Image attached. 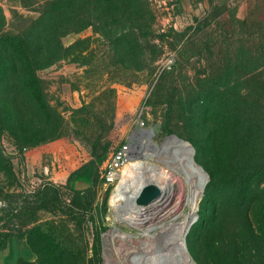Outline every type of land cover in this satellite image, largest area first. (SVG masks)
Returning <instances> with one entry per match:
<instances>
[{
  "label": "rangeland",
  "instance_id": "1",
  "mask_svg": "<svg viewBox=\"0 0 264 264\" xmlns=\"http://www.w3.org/2000/svg\"><path fill=\"white\" fill-rule=\"evenodd\" d=\"M51 1L0 0V34L12 42L21 28L34 32ZM62 1L79 16L70 20L67 11L59 22L58 59L46 64L38 53L31 73L0 48V264H155L163 252L149 218L161 207L135 202L118 212L109 199L128 163L168 168L139 144L182 143L169 134L190 145L193 166L206 173L185 252L194 264H218L213 258L232 246L236 222L243 228L244 204L229 199L213 209L204 193L217 168L213 142L224 134L236 148L249 124L263 138L254 164L264 156V0ZM215 105L221 109H206ZM227 110L240 125L219 122ZM125 141L151 154L128 155L107 180ZM251 189L250 264H264V178L254 177Z\"/></svg>",
  "mask_w": 264,
  "mask_h": 264
},
{
  "label": "trees",
  "instance_id": "2",
  "mask_svg": "<svg viewBox=\"0 0 264 264\" xmlns=\"http://www.w3.org/2000/svg\"><path fill=\"white\" fill-rule=\"evenodd\" d=\"M51 5L45 4L41 9L37 17L39 23L34 25V32L33 29L21 28L18 33L12 34L15 37L12 42L8 39L10 34H0V48L9 54L12 63L27 66L31 73L36 71L38 61L35 62L33 56L38 53H45L43 58L46 64L62 55V43L59 39L62 34V24L60 25L59 22H62L66 12L69 11L66 16L70 20L79 16V11H75L76 8L70 7L69 9L63 1L61 4L60 0H52ZM72 26L68 27V30L78 28V25ZM206 109L212 113L214 109L219 111L221 107L215 105V107H206ZM219 117L221 123L240 125L239 121L232 119L228 110L220 114ZM243 125L241 130L244 135L235 137L238 142L236 148L234 142L229 149V144H224L225 135L217 134L212 145L213 155L217 159V168L213 172L209 170V179L204 189L205 194L212 195L208 200L212 201L213 209L218 208L217 206L222 205V202L226 200L229 201V199L238 202L240 205L244 204V210L241 213L244 220L243 228L239 222H236L241 233L238 231L236 235L234 234L232 246L213 258V262L218 264H250V261L255 259L256 236L249 216L251 204L254 201L251 185L254 182V177L256 179L264 178V156L260 157L258 162L256 159L254 164L252 155L255 156L256 148L263 138L261 135L254 134L250 129L252 126L249 127V124L243 123ZM261 149L264 153V149ZM201 220L202 215H199L197 221Z\"/></svg>",
  "mask_w": 264,
  "mask_h": 264
},
{
  "label": "bare ground",
  "instance_id": "3",
  "mask_svg": "<svg viewBox=\"0 0 264 264\" xmlns=\"http://www.w3.org/2000/svg\"><path fill=\"white\" fill-rule=\"evenodd\" d=\"M142 131L151 134V129H143ZM181 142L179 145L169 142L158 144L148 139L146 144L140 143V146L150 147L161 156L168 168L165 169L161 164L153 163L147 159L128 163L119 175V181L115 184L109 199L116 211H126L136 205L135 198L145 184L154 183L158 186L160 189L158 199L153 201L156 197L150 201L151 203L145 204L150 203L149 205L154 208L161 207L149 218L150 223H152L151 227L154 225L158 230V249L163 252L159 255H153L152 261L155 264L159 262L192 264L184 249L183 236L192 215L196 197L203 189L206 174L198 165V167L193 166L190 148L185 141ZM137 154L147 157L151 153L141 151V147H138L137 144L130 145L129 157H134ZM174 182L176 183L175 186ZM173 191H177V195L170 202ZM181 204L188 205L189 211L185 213L178 211ZM149 228L144 231V237L147 239L153 236Z\"/></svg>",
  "mask_w": 264,
  "mask_h": 264
},
{
  "label": "built area",
  "instance_id": "4",
  "mask_svg": "<svg viewBox=\"0 0 264 264\" xmlns=\"http://www.w3.org/2000/svg\"><path fill=\"white\" fill-rule=\"evenodd\" d=\"M131 143L125 141L121 143L112 153V156L107 164V169L104 176L107 180H112L117 175V170L122 163L128 159L129 149Z\"/></svg>",
  "mask_w": 264,
  "mask_h": 264
},
{
  "label": "water",
  "instance_id": "5",
  "mask_svg": "<svg viewBox=\"0 0 264 264\" xmlns=\"http://www.w3.org/2000/svg\"><path fill=\"white\" fill-rule=\"evenodd\" d=\"M168 136H174L178 140L184 141L181 138H179V137H177V136H175L173 134H169ZM187 145L190 148V145L188 143H187ZM196 165H198V164H196ZM159 193H160V189L154 183L145 184L142 187V189L140 190V192L138 193V195L136 196L135 202L138 203V204H146V203L150 202L151 200H153L154 198H156L159 195ZM192 264H194V263H192Z\"/></svg>",
  "mask_w": 264,
  "mask_h": 264
}]
</instances>
